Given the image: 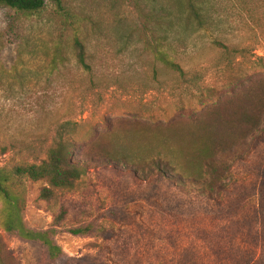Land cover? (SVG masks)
I'll use <instances>...</instances> for the list:
<instances>
[{
  "label": "rangeland",
  "instance_id": "374dc122",
  "mask_svg": "<svg viewBox=\"0 0 264 264\" xmlns=\"http://www.w3.org/2000/svg\"><path fill=\"white\" fill-rule=\"evenodd\" d=\"M61 2L0 7V168L81 172L24 178L25 226L64 264H264V0ZM1 223L0 264H53Z\"/></svg>",
  "mask_w": 264,
  "mask_h": 264
},
{
  "label": "trees",
  "instance_id": "16d2710c",
  "mask_svg": "<svg viewBox=\"0 0 264 264\" xmlns=\"http://www.w3.org/2000/svg\"><path fill=\"white\" fill-rule=\"evenodd\" d=\"M46 2L59 8L62 4L61 0H0V7L16 13L37 14L44 8ZM202 11L201 7L191 1L187 3L184 11L186 20L195 24L197 29H202L206 25ZM75 46L79 49L77 56L79 64L86 67L81 44L75 41ZM222 48L226 47L222 45ZM164 62L166 65L179 70L174 63ZM257 102L258 124L260 115L264 116V93L257 95ZM70 166L66 163L63 146L59 144L48 152L47 161H43L39 165L0 168L2 230L8 236L42 248L48 261L53 264H64L67 257L55 242L56 230L53 227L45 230H32L25 226L22 218L24 211V180L38 181L45 179L54 188H70L73 181L81 175L78 169ZM48 195V189L41 191V197L47 198ZM87 232V227H83L72 229L68 233L72 236H84Z\"/></svg>",
  "mask_w": 264,
  "mask_h": 264
}]
</instances>
